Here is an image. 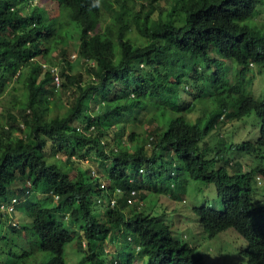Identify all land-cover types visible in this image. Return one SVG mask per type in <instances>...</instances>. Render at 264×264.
<instances>
[{
  "label": "trees",
  "instance_id": "trees-1",
  "mask_svg": "<svg viewBox=\"0 0 264 264\" xmlns=\"http://www.w3.org/2000/svg\"><path fill=\"white\" fill-rule=\"evenodd\" d=\"M262 14L264 0H0V99L14 81L21 90L0 114L5 264H67L75 236L79 264H207L146 201L149 190L185 195L186 177L214 184L223 204L194 209L205 235L235 229L245 264H264V194L254 188L264 163L246 168L247 157L264 158V98L250 77L259 67L264 93ZM75 34L78 72L65 49ZM251 114L258 138L222 132ZM19 203L29 219L20 225L8 219Z\"/></svg>",
  "mask_w": 264,
  "mask_h": 264
},
{
  "label": "rangeland",
  "instance_id": "rangeland-1",
  "mask_svg": "<svg viewBox=\"0 0 264 264\" xmlns=\"http://www.w3.org/2000/svg\"><path fill=\"white\" fill-rule=\"evenodd\" d=\"M161 3L163 5L165 2L163 1ZM47 6L57 7L58 5L57 3H47ZM257 13L258 11L256 14ZM261 18H264V14L261 15ZM247 22L252 26L257 25V19H251ZM74 37V39H70V42H68V45L65 49H67L68 52V59L72 65V71H84L86 65L83 63L78 53V34H75ZM58 52L59 51L54 52L53 56H56ZM48 68L49 67L46 66L44 72H46V69ZM250 77H254L251 80V82L253 81L251 89L254 92L255 98L262 100L264 98V93L257 90V88L262 87L258 85L259 83L261 85L262 79L259 67H253L251 69ZM19 88V83L14 81L11 84L10 91L0 99V114H4L6 109L11 107L10 102L12 96L16 93L15 89L19 90ZM19 92H21V90H19ZM59 102L61 103V100H59ZM232 130L236 131L232 132ZM222 132L226 134L231 133V137H234L236 141L240 143L244 140H254L259 137L260 133L259 119L255 114H251L246 116L240 122H230L223 127ZM215 140L216 138L211 139L213 146L215 145ZM239 153L240 152L233 153L229 151V155H236L233 159H236L244 164L243 157ZM255 159L252 157H247L246 161H248L249 165L247 164L248 166L246 168L251 169L259 163H264V158L257 157ZM83 163L86 165L89 164L88 160ZM219 165H221V163H219ZM68 168L69 167H67V169ZM79 168L83 169L84 167L80 166ZM69 169L71 172H73L72 168ZM186 180L188 181V192L185 195L179 194L174 198H170L164 194L158 195L151 193L149 190L148 192L150 197H148L146 201H151L158 214L162 215L164 217V221L171 225V229L175 238L187 241L193 246H196L197 252L203 257L207 264H245L247 262V258L241 254L243 248L247 246V241L244 239V237L235 229H229L214 238H208L199 223L200 218L194 211L195 208L202 206H206L218 211L223 210V204L220 197L218 196L216 186L214 184H206L203 181L193 180L190 177H186ZM164 188H167V184H164ZM254 188L258 195L264 194V179L262 182L256 180L254 183ZM261 202L264 203V196H262ZM150 206L151 204L149 203L148 207ZM94 208L96 210H102L103 213H105L104 208H100L99 206H94ZM23 211L24 205L23 203H19L16 212L13 214H8V219L10 221H20L18 222L19 225L29 222V219L24 216ZM77 239L78 237L75 236L74 240L68 243L65 247L64 257L67 264H79L85 255V253L77 251L75 246ZM118 241L122 244L123 237L120 236ZM19 244L29 249V244H27L25 240H20ZM21 251L22 250L16 249V255L20 254ZM126 252L127 248L123 247L119 250V252H114L112 257L116 256L119 261L122 255H124ZM39 254L42 256V258H51V254L49 253L40 252ZM7 259L9 260L10 257L5 255V253H0V264H5L4 261H7ZM12 259H15V255L12 256Z\"/></svg>",
  "mask_w": 264,
  "mask_h": 264
},
{
  "label": "built area",
  "instance_id": "built-area-1",
  "mask_svg": "<svg viewBox=\"0 0 264 264\" xmlns=\"http://www.w3.org/2000/svg\"><path fill=\"white\" fill-rule=\"evenodd\" d=\"M53 70H55V69H53ZM54 79H55L56 83L59 85L60 84V79H59V76L57 74H56ZM1 208L12 212V211H14L15 206L12 203V204H9V205L8 204L2 205Z\"/></svg>",
  "mask_w": 264,
  "mask_h": 264
}]
</instances>
